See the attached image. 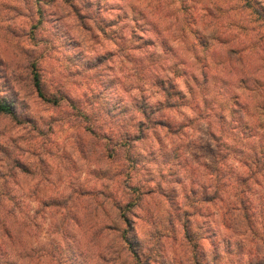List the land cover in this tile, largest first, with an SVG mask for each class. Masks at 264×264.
Wrapping results in <instances>:
<instances>
[{
  "label": "clouds",
  "instance_id": "1",
  "mask_svg": "<svg viewBox=\"0 0 264 264\" xmlns=\"http://www.w3.org/2000/svg\"><path fill=\"white\" fill-rule=\"evenodd\" d=\"M0 264H264V0H0Z\"/></svg>",
  "mask_w": 264,
  "mask_h": 264
}]
</instances>
